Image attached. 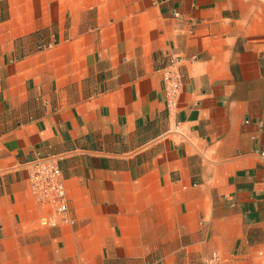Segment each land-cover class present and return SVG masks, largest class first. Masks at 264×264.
Returning <instances> with one entry per match:
<instances>
[{
  "label": "crops",
  "instance_id": "obj_1",
  "mask_svg": "<svg viewBox=\"0 0 264 264\" xmlns=\"http://www.w3.org/2000/svg\"><path fill=\"white\" fill-rule=\"evenodd\" d=\"M44 155L65 189L55 223L27 178ZM212 251L264 264V0H0V264Z\"/></svg>",
  "mask_w": 264,
  "mask_h": 264
},
{
  "label": "built area",
  "instance_id": "obj_2",
  "mask_svg": "<svg viewBox=\"0 0 264 264\" xmlns=\"http://www.w3.org/2000/svg\"><path fill=\"white\" fill-rule=\"evenodd\" d=\"M165 106L168 110L176 107L180 87L177 62L171 60L161 68ZM29 189L40 202L51 208L49 217H42L41 223H55L65 220L66 201L60 168L52 155L37 156L26 163ZM201 264H219V257L212 251L202 259Z\"/></svg>",
  "mask_w": 264,
  "mask_h": 264
}]
</instances>
